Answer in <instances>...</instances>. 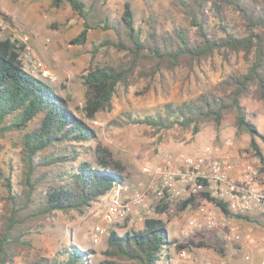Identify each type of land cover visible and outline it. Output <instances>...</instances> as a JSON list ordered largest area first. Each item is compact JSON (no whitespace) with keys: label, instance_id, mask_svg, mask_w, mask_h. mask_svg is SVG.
Here are the masks:
<instances>
[{"label":"trees","instance_id":"trees-1","mask_svg":"<svg viewBox=\"0 0 264 264\" xmlns=\"http://www.w3.org/2000/svg\"><path fill=\"white\" fill-rule=\"evenodd\" d=\"M64 3L87 19L85 2L53 0L57 7ZM176 6L186 25L175 23L169 30L158 31L153 19L136 23L130 2L125 4L121 22L106 19L110 22L106 28L115 32L118 42L107 40L102 46L114 47L125 56L118 63H91L81 77L85 120L70 110L53 86L26 69L21 59L24 45L0 40V138L9 133L21 137L15 154L18 165L12 162L0 169L5 189L0 264H15L22 252L33 250L28 237L41 232L44 222L59 213L83 215L130 182L127 166L99 142L86 120L95 121L99 114L112 111L120 88L127 89L140 79L152 81L166 69L174 70L216 53L255 54L246 72L228 75L211 92L181 104H165L145 116L126 113L125 122L150 127L157 133L178 128L196 136L206 124H212L219 133L233 114L237 131L250 136L247 152L251 160L264 172V154L258 143L264 137L244 104L252 98L264 106V0H176ZM232 15L242 22L244 33ZM92 29L86 20L71 44H86ZM198 203V197L175 206L165 199L157 203L156 212H166V219H149L143 230L129 229L124 234L111 229L107 248L101 252L104 259L96 264H172L171 247L178 251L211 249L225 257L227 244L220 237L216 239L213 232H199L181 243L169 239L170 209L181 214ZM218 205L230 215L225 204ZM238 219L259 223L249 216ZM96 254L72 244L54 257L37 252L27 264H93L91 257Z\"/></svg>","mask_w":264,"mask_h":264},{"label":"rangeland","instance_id":"rangeland-1","mask_svg":"<svg viewBox=\"0 0 264 264\" xmlns=\"http://www.w3.org/2000/svg\"><path fill=\"white\" fill-rule=\"evenodd\" d=\"M82 1L86 3L88 12L86 20L93 27L84 45L71 44V41L83 31L86 20L68 3L57 7L53 0H0V10L11 19L13 27L19 34L29 35L31 39L32 51L28 54L31 56L24 61L26 69L30 71L37 60L39 69L33 74H39L44 81L53 86L67 101L70 110L85 120L82 112L85 88L81 77L91 63L93 65L118 63L125 56L114 47L102 46L107 40L118 42L115 32L106 28V25L110 24L106 21L107 18L121 22L125 4L130 2L136 23L143 20L149 22L153 19L152 23L158 31L169 30L175 23L186 25V22L176 6V0ZM232 16L238 24V30L244 33L242 22L237 16ZM254 58V53H216L174 70L166 69L152 81L140 79L127 89L120 88L113 101V110L99 114L95 121L86 122L96 132L99 142L108 147L116 159L127 166L129 181L132 183L146 181L143 168L157 163L163 153L183 151L186 147L197 144L201 138L204 141L208 138L206 143H219L230 138L236 151L240 154L246 153L250 136L237 131L233 114L227 117L219 133L212 124H206L199 136H193L189 130L178 128L157 133L150 127L125 122V114L145 116L159 110L165 104H181L202 93L211 92L228 75L246 72ZM43 72L46 74L43 75ZM244 104L250 119L264 137L263 104L252 98L244 100ZM20 138L19 133H9L0 138V169L7 168L12 162L15 166L18 165L15 154L18 152L17 144ZM258 143L264 154V139L260 138ZM4 191L0 180V215L5 207ZM108 202L109 200L101 199L83 215L59 213L55 219L44 222L41 232H33L28 237L34 249L22 252L15 264H27L37 252L54 257L58 251L72 244L97 251L96 256L91 257V263L96 264L103 260L101 252L107 248V237L100 245H94L91 233L93 227L99 223ZM184 212L171 214L172 219L167 224L169 239L177 240L179 243L188 240L183 237L182 231L192 212ZM111 229L117 230L120 234L129 230L120 226H112L109 231ZM213 235L216 239L219 238L217 232H213ZM244 252L245 248L242 245L228 244L225 257H220L210 249H195L191 251V259L185 260L180 256V251L175 247L170 248L172 264H220L221 260H225L227 264H246ZM259 259L260 257L256 258L258 263L252 261L247 264H260Z\"/></svg>","mask_w":264,"mask_h":264},{"label":"built area","instance_id":"built-area-1","mask_svg":"<svg viewBox=\"0 0 264 264\" xmlns=\"http://www.w3.org/2000/svg\"><path fill=\"white\" fill-rule=\"evenodd\" d=\"M0 40L24 45L23 62L31 56L29 35L19 34L1 10ZM38 69L35 60L29 70L35 73ZM143 173L146 181L127 182L109 194L107 208L91 233L94 245L102 243L112 226L140 231L149 219L166 217V212H156L158 202L166 199L175 206L198 197L197 206H188L184 212L191 211L192 215L182 231L183 237L190 239L202 231L217 232L227 245L240 244L245 248V262L252 260L253 252H259L260 264H264V249L259 247L264 238L257 237L264 228V172L247 152L240 154L235 150L232 139L208 143L193 153L167 151L157 163L145 166ZM218 203L225 204L230 215ZM170 213H175L174 208ZM239 216H249L259 223H249ZM180 256L189 260L191 251L182 249Z\"/></svg>","mask_w":264,"mask_h":264},{"label":"crops","instance_id":"crops-1","mask_svg":"<svg viewBox=\"0 0 264 264\" xmlns=\"http://www.w3.org/2000/svg\"><path fill=\"white\" fill-rule=\"evenodd\" d=\"M199 135H201V133L199 134ZM198 135V136H199ZM208 139V138H207ZM206 139V141H204V139L203 138H201V140H199L198 142H197V144H195V145H192V146H188V147H186V149L185 150H183V151H186V152H189V153H193V152H196L197 150H199V149H201L204 145H206V144H208V143H206L208 140ZM210 143H214V142H210ZM109 200V195L108 196H106V197H104V198H102V201H104V200ZM250 223V222H249ZM257 237H260V238H264V230L263 229H260V231L257 233ZM259 247H261L262 249H264V239H260V243H259ZM199 250H201V249H199ZM211 250V249H210ZM215 253H217L215 250H213ZM218 254V253H217ZM219 255V254H218ZM220 257H222L221 255H219ZM260 257V259H259V261H260V263H261V255L259 254V252L258 253H255V252H253V256H252V260L250 261V262H257L256 261V258H259ZM245 261V260H244ZM220 264H227V262L225 261V260H221V262H219ZM247 263H249V262H246V264ZM258 263V262H257ZM209 264H212V263H209Z\"/></svg>","mask_w":264,"mask_h":264}]
</instances>
